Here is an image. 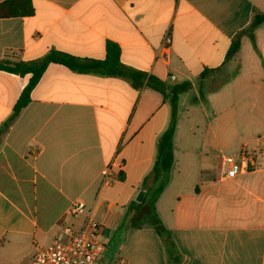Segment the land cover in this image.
<instances>
[{"label":"crops","instance_id":"0c3cea01","mask_svg":"<svg viewBox=\"0 0 264 264\" xmlns=\"http://www.w3.org/2000/svg\"><path fill=\"white\" fill-rule=\"evenodd\" d=\"M31 5L29 16L0 18V60L32 61L50 50L103 60L113 43L121 67L145 78L135 88L125 76L50 63L5 127L30 75L0 70V264H32L35 246L48 245L64 225L78 229L83 216L67 211L79 200L102 226L111 264H264V22L252 39L240 34L238 50L225 58L264 0ZM166 31L171 44L163 49ZM148 76L166 94L191 85L178 96L173 164L155 202L170 251L133 209L150 187L143 180L170 120L169 102L146 86ZM242 155L253 163L226 178V159ZM112 156L122 170L101 187Z\"/></svg>","mask_w":264,"mask_h":264},{"label":"trees","instance_id":"16d2710c","mask_svg":"<svg viewBox=\"0 0 264 264\" xmlns=\"http://www.w3.org/2000/svg\"><path fill=\"white\" fill-rule=\"evenodd\" d=\"M33 13L31 0H4L0 3V18H8L13 16H29ZM264 22V12L257 13L253 17L249 29L237 34L233 42L228 48L225 58H230L239 48L240 34H247L252 39V29ZM50 63H57L66 68L80 73H97L105 76H125L128 77L132 85L139 87L145 75L137 71H128L121 67L119 63V49L113 43H108L106 46V56L103 60L97 59H81L72 55L62 53L56 50H50L43 57L32 61L9 62L0 60V70L24 76L29 74V79L26 86L23 88L18 99L13 106V112L4 126L7 127L27 106L30 101V93L41 78L43 72ZM203 73L201 76H203ZM146 86L163 94L170 105V120L166 130L160 135L156 143V160L150 172L145 176L143 185L150 184L146 189L145 199L134 206V210L143 211L144 220L153 226L156 233L163 239L168 250L173 249V243L169 231L161 224L156 211L155 202L157 197L162 192L165 184L168 181L169 171L173 164V134L177 121L178 96L181 93L187 92L191 85L190 83L176 84L170 87L166 94L165 85L153 76L146 78ZM133 221L129 226H135L138 223Z\"/></svg>","mask_w":264,"mask_h":264},{"label":"built area","instance_id":"2783aa9c","mask_svg":"<svg viewBox=\"0 0 264 264\" xmlns=\"http://www.w3.org/2000/svg\"><path fill=\"white\" fill-rule=\"evenodd\" d=\"M171 44V36L166 31L162 37L161 46L168 48ZM171 80L174 76H170ZM228 167L225 172L226 178H233L239 172L247 168L252 159L244 155L240 159H226ZM123 164L116 161L112 156L104 164L101 170V187L110 185L115 175L122 170ZM67 213L72 217L83 216L78 229L71 226H62L52 241L46 246H35L32 264H99L104 243L100 240L102 226L96 222L91 212L86 209L83 201L71 203ZM113 264H125L122 258L116 259Z\"/></svg>","mask_w":264,"mask_h":264},{"label":"rangeland","instance_id":"374dc122","mask_svg":"<svg viewBox=\"0 0 264 264\" xmlns=\"http://www.w3.org/2000/svg\"><path fill=\"white\" fill-rule=\"evenodd\" d=\"M101 240V239H100ZM102 241V240H101ZM99 264H111L109 262V256H108V253L107 252H104V250L102 251V254H101V258H100V261H99Z\"/></svg>","mask_w":264,"mask_h":264},{"label":"water","instance_id":"95a60500","mask_svg":"<svg viewBox=\"0 0 264 264\" xmlns=\"http://www.w3.org/2000/svg\"><path fill=\"white\" fill-rule=\"evenodd\" d=\"M142 192H143V191H142ZM142 192H141V193H142Z\"/></svg>","mask_w":264,"mask_h":264}]
</instances>
